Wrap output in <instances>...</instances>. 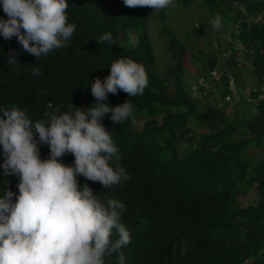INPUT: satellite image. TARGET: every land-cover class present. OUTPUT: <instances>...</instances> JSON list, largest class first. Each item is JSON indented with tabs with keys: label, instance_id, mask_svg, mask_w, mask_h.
I'll return each mask as SVG.
<instances>
[{
	"label": "trees",
	"instance_id": "trees-1",
	"mask_svg": "<svg viewBox=\"0 0 264 264\" xmlns=\"http://www.w3.org/2000/svg\"><path fill=\"white\" fill-rule=\"evenodd\" d=\"M193 1L177 3L188 7ZM204 1L227 23L225 35L242 46L232 50L227 39L222 43L218 38L207 62L200 61V71L210 79L212 70L220 74V90L213 85L212 97L204 103L203 95L187 90L188 49L166 23V8L157 10L172 55L163 74L150 39L153 9L127 7L123 0H69L68 18L76 31L63 47L39 61L15 36H0V107L16 105L34 120L69 105L94 104L91 82L109 75V63L116 58L128 56L144 65L149 83L142 95L129 97L118 90L105 100L113 106L129 100L133 116L122 125L113 123L111 113L102 118L119 149L113 162L126 169L129 179L107 189L77 177L101 197L110 195L126 204L122 219L132 236L123 249L126 264H264V101L248 103L230 90L231 82L236 88L244 85L246 67L264 90V0ZM235 3L243 4L245 13ZM0 17L6 18L2 6ZM104 31H111L117 42L98 44L95 37ZM133 35L136 42L131 41ZM10 51L16 55L15 66L7 63ZM254 89L251 96L259 95L261 90ZM227 93L238 98L229 114ZM40 148L46 157L48 145L41 143ZM59 159L71 164L74 156L69 152ZM3 160L0 146V165ZM18 180L0 167V195L4 190L18 194ZM251 188L257 190L256 198L244 205L240 195ZM108 259L115 264V254Z\"/></svg>",
	"mask_w": 264,
	"mask_h": 264
},
{
	"label": "clouds",
	"instance_id": "clouds-1",
	"mask_svg": "<svg viewBox=\"0 0 264 264\" xmlns=\"http://www.w3.org/2000/svg\"><path fill=\"white\" fill-rule=\"evenodd\" d=\"M68 2L0 0L6 14L0 17V36L4 40L15 36L22 49L39 61L63 47L76 31L69 22ZM123 3L158 10L171 0ZM208 23L213 29L222 26L220 16ZM95 39L98 44L117 42L111 31ZM7 63L18 64L11 51ZM109 65V75L91 82L95 103L87 108L69 105L34 120L16 105L0 107L4 156L0 167L5 175L19 178L18 194L4 190L0 195V264H109L114 254L115 264H126L123 249L132 239L122 219L126 204L110 195L101 197L77 179L83 176L107 189L129 179L126 169L113 162L119 149L102 118L111 113L113 123L122 125L133 116V107L129 100L114 106L105 100L118 90L129 97L142 95L149 79L144 65L131 57L120 56ZM32 71L41 74L36 67ZM41 143L49 147L46 157L41 156ZM69 152L73 163L59 159Z\"/></svg>",
	"mask_w": 264,
	"mask_h": 264
},
{
	"label": "rangeland",
	"instance_id": "rangeland-1",
	"mask_svg": "<svg viewBox=\"0 0 264 264\" xmlns=\"http://www.w3.org/2000/svg\"><path fill=\"white\" fill-rule=\"evenodd\" d=\"M240 3H235L233 6H236L238 10L242 13H245V10ZM214 16H220L219 14L212 13L204 0H194L193 3L188 6L184 7L182 4H178L177 0H171V3L166 7V23L170 25L171 28L176 32L178 37L184 42L187 46V55L185 57V70L187 74L185 76V81L187 83V90L195 95L198 93L199 96H204L202 103L207 102L212 97L210 93V89L213 85L218 84L219 80V70L214 69L212 70L213 79L207 77V74L202 73L200 70L203 67L200 61H206L208 59V52L213 51L212 45L216 42L218 38L223 43L225 39L228 40L232 45L230 49L237 50L239 47L242 46L234 40L231 34L225 35L227 23L222 20V26L219 29H213L211 24L208 23ZM221 17V16H220ZM231 18V17H230ZM256 20L261 19L260 16L254 17ZM249 19V18H247ZM228 21V20H227ZM241 21V20H240ZM162 20L160 17L159 12L153 9V17L150 19L149 30H150V39L153 45V50L156 57V65L158 71L163 74L165 69L169 64L172 63V55L168 49V42L167 38L165 37L162 31ZM233 26V25H232ZM231 26V27H232ZM224 34V36H222ZM132 42L137 41V36L133 35L131 38ZM225 46V52L228 54L229 49L227 48V44H223ZM201 54V58H196L195 54ZM244 57H241L243 60ZM243 78H244V85L238 86L236 88L233 82L230 83V90L235 93L237 90V95L241 94L244 96L248 103L253 102L254 104H258L261 101H264V90L260 89L251 79L249 73V67H246ZM254 84V85H253ZM236 88V89H235ZM256 88V89H254ZM217 89L220 90V86L218 84ZM261 90L260 94L257 96H251L250 90ZM258 93L257 91H254ZM219 95V94H217ZM232 96V97H231ZM237 98V96H236ZM227 93L226 100H230V105H226L223 101L222 103L226 105V110L231 112V110L236 107L237 108V99ZM207 105V103H205ZM249 105V104H248ZM143 121L140 120V124ZM257 190L255 188H251L247 194H241L240 199L243 201V204L246 205L249 201L254 200L256 198L255 194ZM244 264H250V261H247Z\"/></svg>",
	"mask_w": 264,
	"mask_h": 264
}]
</instances>
